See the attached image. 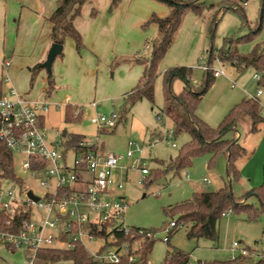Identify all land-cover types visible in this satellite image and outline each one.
Returning <instances> with one entry per match:
<instances>
[{"label":"rangeland","instance_id":"rangeland-1","mask_svg":"<svg viewBox=\"0 0 264 264\" xmlns=\"http://www.w3.org/2000/svg\"><path fill=\"white\" fill-rule=\"evenodd\" d=\"M137 9L130 7L129 3L120 7L121 17H124V31L118 49L121 51L128 49L132 45L137 49L135 55H140L143 59H150L152 48L161 40V35L155 27L156 24L140 22L139 16L141 8H145L144 1L151 6L167 5L157 0H140ZM224 0H204L208 8L214 6L215 9L207 10L201 19L191 12L186 13L183 27L179 29L176 40H174L171 49L159 65V77L155 83V103L148 100L138 102L128 115V119L121 123L114 133L102 131L97 125L92 123V119L98 116L110 117L113 113L120 114L123 109L124 97L138 85L139 80L134 85L130 82L126 66L129 70L139 68L144 65L135 63V56H126L125 54H116L108 59L99 58L96 62L82 63L83 51L76 52L74 41L66 39L64 45V55L59 56L53 66V78L55 82V91L51 96L52 102L59 104H69L78 107H72L74 118L81 116V120L74 123H66V107L60 109L52 108L45 116V128L48 139L51 142H60L63 132L75 135H83L92 143L98 142L99 150L106 153L126 156L129 150V143L136 142L141 146L154 144L152 134L160 135L164 139L154 145L151 149H145L143 155L147 164L152 170L161 168L159 162L168 163L175 159L182 147L190 141V135L182 133L179 136L173 135L174 124L163 114L165 106L164 97V73L177 67H190L194 69L193 85L198 88L203 80L204 71L199 68L201 65L208 64V52L212 47L219 50L224 46V40L234 36H243L257 26L261 0H249L245 7L247 22H244L241 15L233 9L224 12L218 22L215 32V38L212 39L210 29L212 26L213 15L220 8L218 6ZM153 2V3H151ZM155 2V3H154ZM113 0L111 1V5ZM123 0L118 1L121 6ZM143 4V5H142ZM150 6V7H151ZM114 8V10L117 9ZM122 8V9H121ZM170 8V7H168ZM111 9V8H110ZM97 12V11H96ZM93 13V11H92ZM198 20L199 29H201V39L197 40V34L189 35L191 19ZM191 20V21H190ZM11 43L5 46L0 57L4 52L8 59L12 58L15 41L17 39L16 30L11 31ZM193 36V37H192ZM157 39V40H156ZM73 42L77 60L70 57L69 44ZM257 44L264 45V29L262 33L252 42L238 44L236 49L241 55H249ZM186 45L195 46L196 52L188 58ZM113 45L110 47L112 49ZM189 48V47H188ZM86 50V49H84ZM111 51V50H110ZM79 59V60H78ZM64 64H70L68 73H72L70 82ZM14 71H20L19 74H12L13 83L21 93L33 91V96L38 97L47 89L46 81L49 76L46 70L42 74H34V81H30L31 66L23 63L14 64ZM211 68L215 71H225L226 76L216 78V82L208 94L203 98L197 115L211 127L219 126L224 116L232 107L240 103L242 99L254 98L258 96V90L264 93V88L260 87L256 79L257 73L254 69H247L244 73H239L230 63L222 64L214 61ZM40 72V71H39ZM126 72V73H124ZM4 70L0 63V80H2ZM38 75V76H37ZM130 82V83H129ZM236 82V87L232 83ZM134 85L129 88V85ZM184 83L176 80L173 84V91L176 94L182 92ZM7 89V88H6ZM70 98V101L67 99ZM262 107L264 106V96H258ZM98 107L94 108L93 104ZM84 114H83V112ZM161 115V119H158ZM264 115V107H263ZM258 133L252 132V122L249 117L243 116L238 123L236 134L239 143L247 150V156L244 157L242 164L243 183L233 184V192L236 197L242 196L248 189L260 187L264 182V129ZM161 132V133H160ZM160 133V134H159ZM155 137V136H154ZM166 138H169L167 141ZM173 144L176 147H173ZM61 153H67L62 147ZM212 155L206 154L196 157L193 166L181 171L179 174L173 172L163 174L158 179H152L151 173L146 183L141 185V174L138 170H131L128 176L122 177L121 172L117 171L115 177L122 180L124 189L118 194L124 197L128 202V209L125 214L126 225L130 228L155 230V245L150 256L153 264H163L167 254L170 251H182L191 255V264H255L258 260L264 259V215L256 221H249L246 215L236 216L227 215L223 217L218 225V240L210 241L207 239H189L187 231L189 226H182L173 230L170 237V244L164 241L167 236L166 230L172 221V218L166 213L178 204L193 198L196 193L214 192L225 186L227 182V158L225 155L217 157L214 166L210 167ZM25 156L17 155L15 161L17 166L25 160ZM69 162L72 163L74 154L69 153ZM134 161L125 159L123 165H130ZM164 169V167H162ZM18 170V169H17ZM208 181V182H207ZM29 186L35 187L33 183L27 182ZM252 203L256 204L255 200ZM257 205V204H256ZM175 217L173 220H177ZM240 244L242 249L248 250V257H243L239 250H234V244ZM103 239H98L93 243L87 244V249L91 254H96L98 248L104 245ZM140 241L135 242L130 249L131 252L139 251ZM139 256V254L137 253ZM240 258H244L240 260ZM238 260L236 263H231ZM23 252L16 254L6 250L0 245V264H25ZM72 264L70 261L60 260L55 264ZM102 264V263H98Z\"/></svg>","mask_w":264,"mask_h":264},{"label":"trees","instance_id":"trees-1","mask_svg":"<svg viewBox=\"0 0 264 264\" xmlns=\"http://www.w3.org/2000/svg\"><path fill=\"white\" fill-rule=\"evenodd\" d=\"M119 0H113L110 11L117 7ZM171 9L168 17L160 18L153 15L147 25L156 24L161 35L159 43L152 48L150 59L136 58L135 63L145 66L143 77L138 85L124 97L122 112L119 114V122L113 129H103L101 133H114L117 127L128 119L132 108L140 101L148 100L155 103V83L159 77V65L171 49L174 38L181 26L183 17L187 12H191L201 17L207 10L215 9L214 6L208 8L204 0H157ZM249 0H224L213 15L210 34L212 39L215 38V32L221 15L227 10L233 9L241 15L244 22H247L245 13V4ZM90 0H59L53 14L48 18L52 25L51 38L54 44L64 47L66 39L74 41L77 51L80 53L85 49L83 38L75 28V20L81 16L84 6ZM93 16L97 15L93 11ZM264 29V0H261L260 12L257 26L250 33L243 36H234L224 40V46L215 50L214 47L208 52V66L211 70L204 71L201 85L196 88L193 85L194 69L190 67H177L167 70L164 75V97L165 106L163 114L168 117L174 124V135L179 136L182 133L190 135V141L186 143L179 155L170 162H159L161 168L151 171L152 179H158L163 174L170 172L179 174L181 171L193 166L196 157L210 154V167L218 156L225 155L227 158V182L225 186L214 192H205L195 194L192 199L178 204L166 213L172 218L171 223L175 227L171 230L178 229L182 226H189L187 237L189 239H207L210 241L218 240V225L221 219L227 215H246L249 221H256L261 215H264V182L260 187L253 188L245 192L242 196L236 197L233 192V184H239L242 180V172L238 166L240 160L247 156V150L239 143L236 130L239 121L243 116L250 118L252 122V132L258 133L261 127L264 129L263 107L257 98H245L242 102L233 107L223 118L218 127L213 128L207 124L198 115V108L203 98L208 94L216 82L214 70L211 68L214 61L222 64L230 63L240 74L247 69L254 71L261 76L259 86L264 88V45L257 44L249 55L238 53L236 46L252 42L257 38ZM64 55V52L61 56ZM41 71L38 67L32 70V81L34 74ZM176 80L184 83L181 93L176 94L173 91V84ZM3 81H0V98L3 95ZM55 91V82L52 75L47 78L46 98H51ZM161 115H158V118ZM81 120V116L74 118L71 106L66 107V123H74ZM66 144L79 146L85 141V136L75 135L63 132L61 135ZM164 167V169H162ZM0 178L7 180L16 179V165L14 154L5 146L0 144ZM154 180H152L153 182ZM22 185V181L18 180ZM150 182L149 184H151ZM149 184L146 183L148 186ZM256 201V204L252 203ZM177 220H173L175 217ZM28 218L27 213L0 215V222L5 230L18 231L21 223ZM9 223V225H8ZM12 226V227H11ZM138 230V228H133ZM145 230V235H125L118 234V242L114 244L128 243L132 246L135 242L140 241L138 260L130 262L124 258L120 264H148L150 256L155 245V238H149L147 234L155 230ZM170 233V235H171ZM169 235V236H170ZM167 244H170V237ZM40 264H53L60 260L72 261L73 264H98L92 254L83 246H77L75 250L49 249L40 252ZM244 258H240L242 260ZM246 260V259H244ZM235 260L231 263H236ZM164 264H191V255L182 251H170L167 254ZM198 264H203L199 262ZM222 264V263H215ZM255 264H264V259L258 260Z\"/></svg>","mask_w":264,"mask_h":264},{"label":"built area","instance_id":"built-area-1","mask_svg":"<svg viewBox=\"0 0 264 264\" xmlns=\"http://www.w3.org/2000/svg\"><path fill=\"white\" fill-rule=\"evenodd\" d=\"M10 65L9 59L2 61L4 82L9 81ZM199 68L211 70L208 65ZM214 75L218 78L226 74L223 70H214ZM256 79L261 81V76L257 74ZM236 86L233 82L232 87ZM262 93L258 90V96ZM93 107L97 108V105L94 103ZM52 108L58 110L61 106L48 99L32 100L14 88L0 98V144L15 157L22 155L26 158L19 166L15 161V180L0 178V215L28 214L18 231L5 230L0 222V245L14 253L23 252L27 264H40L39 254L43 250L72 251L77 246L87 249L88 243L103 239L105 244L92 254L96 262L120 264L124 258L137 261L138 250L131 252L130 244H114L118 242V234L143 236L146 233L144 229L135 230L126 225L125 214L129 205L118 195L124 184L115 173L120 171L121 177H125L132 169L138 170L141 174L139 183H147L151 168L143 153L164 139L155 138L154 144L149 146L130 142L126 156L101 152L98 142L86 139L79 146L66 144L62 136L60 142H51L45 128V116ZM118 122V113L92 119L101 130L113 129ZM173 135L174 132L171 137ZM168 139L165 137L166 141ZM61 147L67 153H61ZM69 153L74 154L72 163L68 159ZM125 159L134 162L123 165ZM30 193L37 201L30 197ZM174 227V223L168 226L165 242ZM147 235L155 238L153 233ZM233 249L248 257L249 251L242 249L240 244L235 243ZM148 264L153 263L149 261Z\"/></svg>","mask_w":264,"mask_h":264},{"label":"crops","instance_id":"crops-1","mask_svg":"<svg viewBox=\"0 0 264 264\" xmlns=\"http://www.w3.org/2000/svg\"><path fill=\"white\" fill-rule=\"evenodd\" d=\"M58 1L59 0H0V53L5 51V46L8 43H11V40H12V36L10 37L11 31L16 30V34H17V36H16L17 39L14 43L15 48L13 49V55H12V58L9 59L11 61V65H10V68L8 70L9 81L4 82L5 75H3L2 80H0V81H3V87H4L3 95L8 93L11 88H14L17 90V88L15 87V85L13 83L12 74L13 75L19 74L20 71L19 72L14 71V65L13 64L15 62L23 63L26 66L32 67L29 69L30 79H28L31 82H32V70L34 68L39 66V68L41 69V71L38 72V75L42 74V72L45 70L41 67V65H43L46 62L49 51L51 50V47L54 44L52 41V38H51L52 25L49 22L48 18L55 11ZM111 1L112 0H90V2L84 6L81 16L78 17L74 22L75 28L78 30V32L81 34V36L83 38V42L85 44V49H86V50H83L84 54L82 56L83 57L82 60L78 59L80 66H83L82 63L86 64V62H91L93 60H94V62H96V60H99V58L108 59L111 56H114L116 54V52H117V54L118 53L119 54H121V53L125 54L126 53V56H135V58H141L140 55H138V56L135 55L137 52L136 51L137 49H133L132 45H129L128 49H126L124 51L123 50L121 51V49H118V45L121 42L124 27H125V25H124L125 19H124V17H121L120 7H123L126 4L125 2H127V3H129L130 7H135L137 9L139 6V3H142L143 1H140V0H123V3L121 4V6H118L117 9L113 10L112 12L110 11ZM151 3H153V2H151ZM143 4H145L146 7L143 9L141 8V12H140V16H139V20L142 23L147 22L153 15H156L160 18H165V17H168L171 13V9L168 7H165V6H153L152 7L151 4H147V2H145V1ZM138 10L139 9H137V11ZM92 11H97V15L93 16ZM196 17H198V16H196ZM184 18H186V16L183 17L180 28H182L184 26L183 25ZM197 19L192 18L191 19L192 21L190 20L191 21V25H190L191 27H190V30L188 31V33H189V35H193L194 32H196V34L198 35L197 40H200L201 39V29H199L198 20L201 19V17H199L198 20ZM155 27H157V25ZM158 31L159 30H157V37H156L157 39L159 37ZM177 35H178V32H177L174 40H176ZM74 45H75V43H74ZM112 45H113V47L111 49L110 47ZM69 50H70V57L74 60H77V58H78V57L76 58L77 49L75 52L73 42L72 43L70 42ZM186 50H188V53H189L188 58L191 59L190 55L192 56L196 52L195 46L190 47V46L186 45L185 51ZM1 55L2 54H0V56ZM57 59L55 60V62L57 61ZM3 60H8V58L5 55V52H4L3 56L0 57L1 66H2ZM55 62H54V64H55ZM54 64H53V66H54ZM64 67H65V70L67 72L66 77L68 78V81L70 82V78L72 76V73H68V70L70 68V64H64ZM126 67H127L126 68L127 69L126 70L127 76L129 78L130 82L133 80L132 82H134V85H135L136 82L138 80L140 81V79L143 77L145 68L142 66H139V68L129 70V67L128 66H126ZM42 69H43V71H42ZM126 72H124V73H126ZM220 77H224V76H220ZM134 85L133 84L129 85L130 86L129 88H131V86H134ZM46 86H47V81H46ZM46 90L43 94H41L38 97L33 96L32 90L28 91V92L26 91L23 93L22 92L20 93L17 90V92L19 94H22V95L32 99V100L48 99L53 104H59V103L52 102L51 98H46ZM260 96H264V93H262V95H260ZM254 98H257L260 101L258 96L254 97ZM243 100L244 99H242V101ZM67 101H70V98L67 99ZM59 105L61 107L72 106V107L80 108L79 105L74 106V105H71L70 102H69V104H59ZM261 105H262V103H261ZM83 114H84V112H83ZM101 134H103V133H101ZM159 136L156 134H152L153 140L155 138H158ZM85 139L88 140L86 137H85ZM98 148H100V146ZM101 152H103V151H101ZM104 153H106V152H104ZM243 161H244V158L242 160H240L238 163V166H239L241 172H242ZM121 179H122V177H121ZM121 179H119V181ZM243 181L244 180H243V176H242V180L239 184L243 183ZM4 248L13 254H16L11 249H9L5 246H4ZM70 262L72 263V261H70ZM55 263H53V264H55ZM25 264H27L26 261H25ZM58 264H60V263H58Z\"/></svg>","mask_w":264,"mask_h":264},{"label":"water","instance_id":"water-1","mask_svg":"<svg viewBox=\"0 0 264 264\" xmlns=\"http://www.w3.org/2000/svg\"><path fill=\"white\" fill-rule=\"evenodd\" d=\"M63 51H64V47L62 45L59 44L52 45L46 62L43 65H41V67L45 69L49 75L53 74V64L55 60L63 54ZM30 197L34 198L37 201V198H35L31 193H30Z\"/></svg>","mask_w":264,"mask_h":264}]
</instances>
